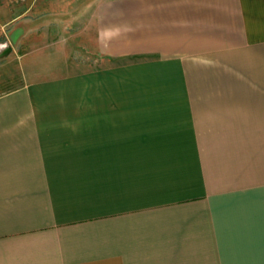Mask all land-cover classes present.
<instances>
[{"label": "crops", "instance_id": "obj_1", "mask_svg": "<svg viewBox=\"0 0 264 264\" xmlns=\"http://www.w3.org/2000/svg\"><path fill=\"white\" fill-rule=\"evenodd\" d=\"M58 1L0 0V264H264V0Z\"/></svg>", "mask_w": 264, "mask_h": 264}, {"label": "rangeland", "instance_id": "obj_2", "mask_svg": "<svg viewBox=\"0 0 264 264\" xmlns=\"http://www.w3.org/2000/svg\"><path fill=\"white\" fill-rule=\"evenodd\" d=\"M87 0H74L71 2H63L58 1L56 5L52 7V12H48L44 16L40 18L42 23H56L59 26H63L64 24L69 23L72 20V16H78L83 4H85ZM49 10V11H51ZM74 12L75 14H72ZM1 45H0V54H1ZM3 63L2 56H0V65Z\"/></svg>", "mask_w": 264, "mask_h": 264}]
</instances>
